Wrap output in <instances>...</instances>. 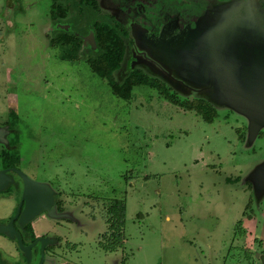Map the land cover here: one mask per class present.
Masks as SVG:
<instances>
[{
    "label": "rangeland",
    "instance_id": "374dc122",
    "mask_svg": "<svg viewBox=\"0 0 264 264\" xmlns=\"http://www.w3.org/2000/svg\"><path fill=\"white\" fill-rule=\"evenodd\" d=\"M26 3L0 43L2 107L19 118L21 167L86 202L82 233L71 237L76 264H247L245 241L260 253L251 264H264V241L253 244L254 234L264 236V196L252 182L264 163V129L249 141L237 112L217 109L208 122L145 86L130 100L116 97L84 59L64 61L49 46L48 0ZM115 199L125 203L124 222L101 247L104 205ZM245 213L255 231L247 240Z\"/></svg>",
    "mask_w": 264,
    "mask_h": 264
},
{
    "label": "flooded vegetation",
    "instance_id": "af4514ba",
    "mask_svg": "<svg viewBox=\"0 0 264 264\" xmlns=\"http://www.w3.org/2000/svg\"><path fill=\"white\" fill-rule=\"evenodd\" d=\"M95 1L98 19L105 22L107 20L115 26L119 25L124 31L123 39L127 51L125 61L115 73L116 76L114 75L115 79L116 77L125 79L128 73L134 70L135 63L140 61L139 58L148 59L149 55L141 52L139 45L148 47L149 50L154 44H160L162 40L169 44L184 43L183 35L186 29L194 28L202 16L207 13L214 14L221 7L229 8L228 11L233 12L235 17L248 18L251 25L264 28V0ZM24 2L25 0H0L1 44L12 34L14 35L16 21L27 15L26 11H29L31 5L26 3L23 6ZM48 3L50 10L42 32L49 46L59 49L60 58L64 61L78 62L84 59L87 63V59L94 56L98 49L94 31H86L88 21L92 14L94 15L93 10L89 11L86 0H48ZM62 32L67 35L73 33L80 38L78 60L63 59L61 47L52 46V43L59 41ZM123 68L127 72L121 74ZM0 99V264H76L72 259V253L79 249L78 244L72 242L71 237L75 232L82 230V216L86 202L81 203V200L68 198L63 191L53 188L50 182H39L33 175V170H29L31 175L21 167L22 157L17 150L19 118L11 110H4L1 94ZM26 179L35 184L30 194L33 197L36 194L38 198L36 204L45 208L30 217L24 215ZM231 182H239V179ZM116 201L122 200L115 199L104 205L107 231L100 234L98 244L101 247H105L104 243L110 235L115 236V219L111 214V208ZM244 218V223L248 225L245 237L247 240L250 233H255L249 231V224L254 222V218L246 213ZM93 221H96V218H93ZM262 234L253 235L255 236L253 244L257 242L258 248H262L259 242L264 241ZM244 249L247 264L260 258L258 250L251 251L246 241L243 245Z\"/></svg>",
    "mask_w": 264,
    "mask_h": 264
},
{
    "label": "water",
    "instance_id": "95a60500",
    "mask_svg": "<svg viewBox=\"0 0 264 264\" xmlns=\"http://www.w3.org/2000/svg\"><path fill=\"white\" fill-rule=\"evenodd\" d=\"M229 8L205 14L192 29H186L184 43L139 45L137 69L164 82L180 96L210 103L216 110L228 108L248 121V140L264 129V28L235 17ZM166 61L170 64H163ZM187 95V96H186ZM257 196H264V163L252 175ZM35 184L26 179L24 215L44 210L31 196Z\"/></svg>",
    "mask_w": 264,
    "mask_h": 264
},
{
    "label": "trees",
    "instance_id": "16d2710c",
    "mask_svg": "<svg viewBox=\"0 0 264 264\" xmlns=\"http://www.w3.org/2000/svg\"><path fill=\"white\" fill-rule=\"evenodd\" d=\"M89 11L93 10L94 15L88 21L86 31H94L98 49L94 56L87 59L91 71L98 77L106 80L113 94L123 100H130L135 87L147 86L158 92L164 99L171 103L184 107L186 110L195 111L208 122H213L218 118L217 110L204 100L190 99L183 100L176 93L171 91L164 82L151 77L140 69L130 71L124 81L118 82L115 79V73L121 68L125 61L127 45L123 39L124 31L119 25H113L111 22L101 21L96 16L97 6L95 0H86ZM63 35L59 41L52 43V46H59L62 49V58L70 61L78 60V53L81 48V40L75 34ZM125 203L123 201L114 202L111 208V214L115 219L114 226L121 228L125 218ZM120 229H118L119 231Z\"/></svg>",
    "mask_w": 264,
    "mask_h": 264
}]
</instances>
